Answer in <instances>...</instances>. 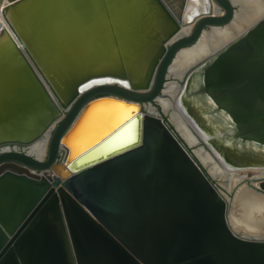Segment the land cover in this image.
<instances>
[{"label":"water","instance_id":"water-1","mask_svg":"<svg viewBox=\"0 0 264 264\" xmlns=\"http://www.w3.org/2000/svg\"><path fill=\"white\" fill-rule=\"evenodd\" d=\"M186 1L3 0L0 148L26 151L0 153V264H264V235L228 219L240 188L264 199V176L228 173V202L156 103L176 80L213 171L264 169V7L176 77L179 53L247 12L209 0L182 29ZM102 100L133 110L72 154Z\"/></svg>","mask_w":264,"mask_h":264},{"label":"bare ground","instance_id":"bare-ground-1","mask_svg":"<svg viewBox=\"0 0 264 264\" xmlns=\"http://www.w3.org/2000/svg\"><path fill=\"white\" fill-rule=\"evenodd\" d=\"M238 3L242 9L247 10L246 13H241L239 19L234 21V24L229 28H225L223 31L211 30V35L208 37V33L204 32V43H200L194 50L184 51L177 55L174 63L170 67L169 71L172 76H180L183 71L195 60H199L208 55L217 46L222 44L228 34H232L233 30H237L239 27L251 19V12H256L261 7H264V0H233ZM210 6L208 8V6ZM2 5H0L1 9ZM212 4L209 0H187L182 14V26H190L199 17L212 15ZM0 26L2 27V20L0 19ZM236 32V31H235ZM234 32V33H235ZM162 96L157 99L156 103L160 106L162 113L169 116V121L174 124L177 133L190 145L193 146L196 142H205L203 133L197 129L193 123L185 115V111L180 107L178 100L177 85L175 82L166 84L162 91ZM168 94V95H167ZM174 97V102L171 105L167 97ZM104 101V102H102ZM95 105H92L83 120L80 122L77 130L73 133L72 140V154H77L87 146L92 145L97 140L101 139L111 130L121 124L131 114L132 106H125L123 102H113L112 100H102ZM172 110L171 113H168ZM180 119V124L178 123ZM186 124L189 126L187 127ZM187 127V128H186ZM39 151V150H38ZM195 155L204 165L206 163L207 168L213 172L214 179L223 181L226 179L228 173H236L242 170H229L224 167L221 169L217 166V172L213 171V164L204 159L202 150L200 147L195 148ZM201 155V156H200ZM256 171L255 177L264 176V169H246ZM245 171V170H243ZM232 174V175H234ZM237 179H242L239 177ZM231 180V185H239L238 180ZM236 187V186H235ZM226 188V186H225ZM234 189V188H233ZM226 191L231 193V188H226ZM232 209L229 211L228 219L235 231L240 234L262 236L264 235V199L250 194L244 191L242 188L232 198Z\"/></svg>","mask_w":264,"mask_h":264},{"label":"rangeland","instance_id":"rangeland-1","mask_svg":"<svg viewBox=\"0 0 264 264\" xmlns=\"http://www.w3.org/2000/svg\"><path fill=\"white\" fill-rule=\"evenodd\" d=\"M2 3H3V0H0V5H2ZM171 81H175L176 82V80H172V79H168L167 80V82L169 83V82H171ZM179 82H177V84H178ZM168 98V97H167ZM172 112V110H169V112L168 113H171ZM159 114H160V116L162 117V115H161V113L159 112ZM167 117H168V120L170 119L169 118V116L168 115H165L164 117H163V120H165V119H167ZM185 122V121H184ZM178 123L180 124V119L178 118ZM185 125L187 126V127H189L187 124H186V122H185ZM171 127V126H170ZM186 127V128H187ZM180 142L183 144V146L184 147H186V150L188 151V152H190V150H193V152H194V150H195V148H197V147H201V145L198 143V142H196V144L195 145H193V146H187L185 143H184V140H180ZM202 154L204 155V152H206V151H204V149H202ZM201 156V155H200ZM208 167V166H207ZM246 169H248V168H246ZM246 169H240V170H242V171H240V172H238V173H236L239 177H242V179H240V183L242 184H254L255 182H256V180H250L251 178H252V176L253 175H255V174H257V173H255L256 171H251V170H246ZM243 170H245V171H243ZM249 180V181H248ZM212 184L214 185V187L216 188V189H218L219 190V192L222 194V196L223 197H225L227 200H228V202L230 201V194H229V192H227L226 191V188H225V185H224V181H223V179H222V181H219V179H212Z\"/></svg>","mask_w":264,"mask_h":264},{"label":"flooded vegetation","instance_id":"flooded-vegetation-1","mask_svg":"<svg viewBox=\"0 0 264 264\" xmlns=\"http://www.w3.org/2000/svg\"><path fill=\"white\" fill-rule=\"evenodd\" d=\"M171 82H175V81H171ZM165 97H168V96L165 95ZM155 109H156L155 111L159 112V108L158 107H156ZM39 145H38V147H35L36 148L35 150L41 149V144H39ZM12 151L19 152V153H25L26 150L23 147L13 146V145L3 146V147L0 148V153L12 152Z\"/></svg>","mask_w":264,"mask_h":264}]
</instances>
